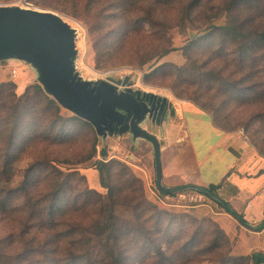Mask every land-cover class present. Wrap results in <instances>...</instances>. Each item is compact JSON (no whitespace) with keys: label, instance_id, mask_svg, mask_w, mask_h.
<instances>
[{"label":"rangeland","instance_id":"obj_1","mask_svg":"<svg viewBox=\"0 0 264 264\" xmlns=\"http://www.w3.org/2000/svg\"><path fill=\"white\" fill-rule=\"evenodd\" d=\"M86 1L90 3L91 0H0V6L29 7L57 13L76 30L75 69L82 80L95 83L109 79L123 80L126 77L127 86L132 90L166 97L175 109L174 117L185 118L191 143L199 151L200 159L207 149L214 147V138H206L207 129L194 127L197 122L195 117L204 115L210 118L216 128L218 125L224 126L227 129L224 133L237 136L244 144L246 151L237 158L238 163L247 167V180L254 175H262L264 178V126L257 115L264 110L262 51H254L251 57L244 60L245 68L241 66L240 69V59L232 55L228 51L230 47L226 45L225 51L220 55L214 54L217 51L214 47L207 49L209 42H204L206 45L203 47L195 45L187 49L189 40L196 35L188 24L186 28H167L164 46L171 47L172 50L158 57V50L161 49L154 47L160 45L152 36L156 27L150 28L149 24L141 26L128 40L122 41L119 38L120 25L110 18L101 22V18L94 12L105 5L104 0H101L94 11L84 9ZM42 6H53L55 9ZM236 10L234 8L233 13H237ZM175 12L177 16L182 12L177 4L174 12L161 10L160 16L169 13L175 16ZM224 19L222 16L214 23L222 25ZM252 25L264 30V20L253 22ZM242 58L244 57L241 56ZM204 72L209 73L204 75ZM245 72L248 75L243 80ZM233 79L238 80L240 91L238 90L236 98L231 99L235 93L230 84ZM31 86L41 88L38 73L31 65L15 59L0 61V98L8 95L11 101L10 94H14L17 99ZM241 88L246 90L241 92ZM12 101L16 104L15 100ZM43 106L42 102L36 103L35 112L40 111ZM60 112L64 119L77 118L62 108ZM0 118L13 120L9 104L0 111ZM30 119V114H27L20 131L28 133ZM79 120L81 122L68 121L65 131L58 132L56 129L50 134L51 137H62L60 142L38 138L19 150L22 142L18 137L15 140L17 144L12 149L18 159L10 165H4L3 162L1 165L0 161V201L7 197L5 192L13 190L7 201V210L0 211V254L3 264H96L97 252L99 249L101 251L98 242L93 240L88 247L77 240L82 230H89V223L93 218L91 206H82L77 195L79 188L84 186L105 195L106 191L99 186L94 163L110 160L129 166L134 176L140 180L133 185L138 191L131 195H141L142 191L148 203L139 212V222L143 225L141 234L146 235H140V239H132V243L124 246L128 248L124 252L127 257L125 264H253V256L264 253V249L261 250L255 244L257 237L253 236L256 233L248 228L243 229L239 224L235 225V221L216 200L189 187L169 195L160 193L155 186L151 143L141 137L134 139L130 134L102 138L96 135L88 123ZM167 120L169 119L165 118ZM37 124L45 126L46 122L38 121ZM140 126L146 131L154 132L145 118ZM7 139L8 131L2 128L0 156L5 154ZM145 146L152 149L151 155ZM90 154L92 158L88 159ZM37 160L48 164L45 168L36 167L39 169L35 171L36 181L28 185L29 193L26 197L19 187L26 170ZM231 161L232 159L229 160ZM200 167L205 172L208 164H201ZM52 168L64 174L78 173V176H74L75 183H72V188L75 189L67 190L65 215L55 227L31 225L28 229L27 225L30 223L27 204L40 201L43 207L49 204V196L45 194L55 181ZM79 175L84 177L82 181L78 180ZM127 177L128 175L125 178L118 176L117 181ZM261 187H264V181L259 188ZM226 192L230 190L227 188ZM127 194L129 191L122 193L120 199H129ZM131 214L130 209H127L123 217L133 219ZM52 231L58 236L57 241L62 242L55 248L53 243L51 246L45 240ZM133 241H136V247ZM85 252L89 255L79 257Z\"/></svg>","mask_w":264,"mask_h":264},{"label":"trees","instance_id":"obj_2","mask_svg":"<svg viewBox=\"0 0 264 264\" xmlns=\"http://www.w3.org/2000/svg\"><path fill=\"white\" fill-rule=\"evenodd\" d=\"M100 2L101 0H91L90 3L86 1L84 9L94 11V8L98 7ZM104 3L105 5L102 8H98L94 12L98 18H101V22L105 18H110L114 23L120 25L121 35L119 34V38L122 41L128 40L133 33L140 30L141 26L149 24L150 28L156 27L157 30L152 33V36L160 45H155L154 47V49H161L158 50V57L172 50L171 47L164 46L166 44L164 37L166 36L167 28L173 26L186 28L188 24L191 26L190 29L196 32V35L189 40L186 45L187 49L195 45L203 47L206 45L204 42H209L210 44L207 49L214 47L213 49H217L214 54L220 55L223 54L222 51H225L226 45L230 47L228 51L240 59L238 63L240 69L241 66L245 68L244 60L249 56L251 57L254 51H262L264 55V30L252 25L253 22L264 20V0H104ZM176 4L181 7L182 12L180 15L177 16L175 12V16L170 13L166 14V16H160L161 10L165 12L172 10L174 12ZM42 7L55 9L53 6ZM234 8H237V13H233ZM158 10L160 11L158 12ZM222 16L225 18L224 23L222 25L215 24V20L220 17L222 18ZM243 16L244 18H242ZM216 43L218 45L221 44L220 47ZM241 56L244 58L241 59ZM208 73L204 72V75ZM247 75V73L244 74L242 79H246ZM242 83L241 80L240 84ZM230 84L235 90V93L230 98L234 99L238 94L239 82L237 79H233L230 81ZM9 85L13 86L12 84ZM245 90L241 88V92ZM10 96L11 101L8 99V95L0 98V111L5 109L9 104L13 117V120L10 121L0 118V132H2V128L8 131L6 151L3 156H0L1 165L13 164L18 159L16 152L12 151L13 147L17 144L15 140L18 137L22 142L18 147L19 150H23L25 145H29L32 140L38 138H43L50 142H60L62 137H51L50 134L55 132L56 129L58 132L65 131L64 128L68 121L81 122L79 118L64 119L60 112L61 108L54 100L49 99L39 86L27 88L17 99H15L14 94H10ZM12 100H15L16 104H13ZM41 102L44 103V106L40 108L41 112H35V104ZM27 114H30L31 122L27 125L29 126L28 133H24L20 129L24 126L23 122ZM257 115L260 118V123L264 126V110ZM38 121H44L46 125L41 126L37 124ZM217 128L227 131L224 126L218 125ZM102 155L106 156L103 152ZM91 158L92 155L90 154L88 159ZM47 164L48 162L37 160L26 170L25 178L19 187V190L23 191L26 197L29 193L27 190L28 185L34 184L36 181L35 171H39L36 167L45 168ZM94 168L98 173L99 186L106 193L102 195L86 186L79 188L77 197L82 201V206H91L93 218L89 223V230L87 232L82 230L77 240H80V242L88 247L93 240L98 242L101 251L99 249L97 252L98 260L94 262L96 264H125L127 257L124 255V252L128 248H124V246L127 243H132V239H140V235H146V233L141 234L143 233V225L139 222L141 218L139 212L148 203L142 191L141 195L137 193L139 196L131 195L138 191V188L133 185L140 180L134 176L129 166L125 163L117 160L97 161L94 163ZM52 174L55 181L45 194L47 197L49 196V204L43 207L40 201L27 204L26 206L28 210L27 218L30 223L27 225L28 229L32 227L31 225L55 227L59 224V219L65 215L64 207L67 205V190L72 188V183H75L73 182L74 176H78V173L71 172L64 174L60 170L52 168ZM126 175L128 177L125 180L117 181L118 176L125 178ZM78 178L79 181L84 179L80 175ZM117 182L120 185H116L115 183ZM219 187V184L209 185L207 187H196V190L199 194L216 200L226 214L237 221L239 225L250 229L243 215L237 213L227 202L217 195ZM74 189L72 188L71 191ZM127 191H129V194H127L129 199H125V197L120 199V195ZM12 193L13 190L5 192L7 197L0 201V211L5 212L7 210V201ZM125 209L126 211L130 209L133 219L123 217L126 214ZM56 219H58V222H56ZM262 228H264V220L254 227L253 231H260ZM52 232L46 236L45 240L51 246L53 243L55 248L62 242L57 241L58 236L55 232L53 234ZM67 233L70 236V232L67 231ZM133 242L134 247H136V241ZM88 255L89 253L85 252L82 256L79 255V257L85 258ZM253 257V264H264V258L261 254H256ZM1 258L2 255L0 254V264H3Z\"/></svg>","mask_w":264,"mask_h":264},{"label":"water","instance_id":"obj_3","mask_svg":"<svg viewBox=\"0 0 264 264\" xmlns=\"http://www.w3.org/2000/svg\"><path fill=\"white\" fill-rule=\"evenodd\" d=\"M75 39L76 30L55 12L0 6V61L15 59L31 65L43 92L88 123L97 136L130 134L151 143L155 186L160 193L187 188L162 186L159 141L140 126L144 118L152 127L174 117L172 103L163 96L132 90L126 77L95 83L82 80L75 69Z\"/></svg>","mask_w":264,"mask_h":264},{"label":"crops","instance_id":"obj_4","mask_svg":"<svg viewBox=\"0 0 264 264\" xmlns=\"http://www.w3.org/2000/svg\"><path fill=\"white\" fill-rule=\"evenodd\" d=\"M195 118L197 122L194 127L200 129L201 126V129H207L206 138H214V147L207 149L201 159L199 151L191 143L185 118L169 117V120L159 126H152L154 132L149 131L158 139L161 146L162 186L192 188L219 184L217 195L237 213L242 214L253 231V228L264 220V187L259 188L264 181L263 176L254 175L247 180V167L238 163L237 158L240 154L244 155L246 150L237 136L219 130L212 124L210 118L204 115H196ZM145 149L151 155L152 149L148 146H145ZM205 163L208 164V169L202 172L200 166ZM227 188L230 190L228 193ZM234 223L238 224L237 221ZM253 233L257 235L253 234V237L258 239V242L255 239V244L261 250L264 249V228Z\"/></svg>","mask_w":264,"mask_h":264},{"label":"flooded vegetation","instance_id":"obj_5","mask_svg":"<svg viewBox=\"0 0 264 264\" xmlns=\"http://www.w3.org/2000/svg\"><path fill=\"white\" fill-rule=\"evenodd\" d=\"M150 125H152L150 122H149Z\"/></svg>","mask_w":264,"mask_h":264}]
</instances>
